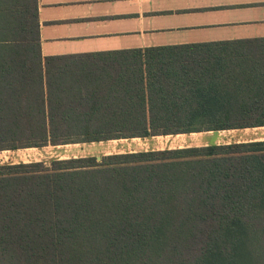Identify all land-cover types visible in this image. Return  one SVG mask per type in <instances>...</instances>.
<instances>
[{"label":"trees","instance_id":"16d2710c","mask_svg":"<svg viewBox=\"0 0 264 264\" xmlns=\"http://www.w3.org/2000/svg\"><path fill=\"white\" fill-rule=\"evenodd\" d=\"M264 126V37L42 56L0 0V151ZM0 264H264V140L0 164Z\"/></svg>","mask_w":264,"mask_h":264},{"label":"crops","instance_id":"0c3cea01","mask_svg":"<svg viewBox=\"0 0 264 264\" xmlns=\"http://www.w3.org/2000/svg\"><path fill=\"white\" fill-rule=\"evenodd\" d=\"M36 3L42 56L264 37V0H36ZM209 12L219 13L220 18L191 20L177 25L165 20L177 14L208 15ZM122 21L129 22L130 26L109 24ZM80 24L90 26L92 30L85 28L83 32H78L71 28ZM204 27L208 30L229 27L230 36L222 39L212 33L192 36L186 30ZM112 35H122L123 38L134 36L139 45H124L125 41H119L108 47H90L80 51L55 50L53 46L61 41H84L86 37L110 39ZM43 40L48 45V53L42 49L45 45Z\"/></svg>","mask_w":264,"mask_h":264},{"label":"rangeland","instance_id":"374dc122","mask_svg":"<svg viewBox=\"0 0 264 264\" xmlns=\"http://www.w3.org/2000/svg\"><path fill=\"white\" fill-rule=\"evenodd\" d=\"M208 18H220L219 13H186L172 15L171 17L165 18L168 20L167 23L172 25L182 24L186 21L198 19L202 21L208 20ZM159 19V20H163ZM157 22V21H155ZM110 25L120 24L122 27H129V22H109ZM74 31L83 32L85 28H89L90 31L92 27L85 25H75L71 27ZM220 28H210L204 27V29L193 28L186 29L190 34L194 36H203L205 34H213L214 37L220 39L229 37L230 34L227 29ZM260 28V27H259ZM61 33V30H59ZM138 39L134 36L123 38L122 35H112L110 39H97L93 40L86 37L83 41L82 39H77L73 41H61L56 45H53L55 50L61 51H80L88 50L90 47H108L107 45H114L113 43L119 41H125L124 45H139ZM45 44V40H43ZM47 44L42 48L48 53ZM254 140H264V126L261 127H250L242 129H229L214 131H202V132H192V133H179V134H168V135H157L150 138H120L111 139L101 142H91V143H67L60 145L47 144L42 147H24L15 150H1L0 151V164L2 163H19V162H37L44 161L46 164L52 158H70V157H80L86 155H101V154H111V153H123V152H133L139 150H156L165 148H176L184 146H200L209 143H230V142H247Z\"/></svg>","mask_w":264,"mask_h":264}]
</instances>
